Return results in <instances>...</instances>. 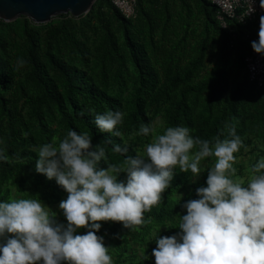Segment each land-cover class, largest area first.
<instances>
[{
    "label": "trees",
    "instance_id": "16d2710c",
    "mask_svg": "<svg viewBox=\"0 0 264 264\" xmlns=\"http://www.w3.org/2000/svg\"><path fill=\"white\" fill-rule=\"evenodd\" d=\"M136 14L125 19L111 0H96L78 18L60 14L40 25L25 16L0 20V150L8 157L0 160V202L38 194L66 224L59 203L67 193L35 171L36 149L69 130L87 132L93 146L106 150L103 168L124 158L113 145L127 146L129 156L143 155L152 136L138 135L139 127L158 118L159 132L187 126L202 139L234 124L245 145L240 151L249 154L246 168L234 166L235 178L244 169L249 178L250 166L264 157V82L250 81L245 67L259 26L230 20L221 28L207 0H137ZM17 57L27 62L19 71ZM109 110L126 113L119 137L95 126V115ZM203 162L212 167L215 158ZM207 169L193 177L177 168L162 203L145 213L151 224L125 229L99 222L96 235L110 248L113 264H155L156 234L179 231L177 215H185L182 205L206 187Z\"/></svg>",
    "mask_w": 264,
    "mask_h": 264
},
{
    "label": "clouds",
    "instance_id": "9594fccd",
    "mask_svg": "<svg viewBox=\"0 0 264 264\" xmlns=\"http://www.w3.org/2000/svg\"><path fill=\"white\" fill-rule=\"evenodd\" d=\"M252 2L247 14L255 10ZM259 7L264 10V0ZM251 48L264 55V16ZM26 63L17 57L14 70ZM125 115L109 110L96 114L94 123L100 132L119 137L116 129ZM158 122L139 127L138 135L152 136L143 155L129 156L127 146L113 145L112 152L124 158L103 168L99 165L107 160L106 150L93 146L87 132L69 130L39 146L35 171L55 179L67 193L59 203L67 223H59L38 194L25 192L0 202V239L5 240L0 264H113L110 248L96 235L99 222H119L125 229L151 224L145 213L162 203L175 170L198 177L201 162L210 157L215 163L207 169L206 187L197 188L198 198L182 205L185 215H177L179 231L156 234L155 264H264V157L250 166L247 180L237 179L235 154L245 145L234 124L226 122L215 137L202 139L187 126H166L159 132ZM7 159L0 150V160ZM121 173L125 181L118 180ZM82 228L86 233L76 234Z\"/></svg>",
    "mask_w": 264,
    "mask_h": 264
},
{
    "label": "built area",
    "instance_id": "2783aa9c",
    "mask_svg": "<svg viewBox=\"0 0 264 264\" xmlns=\"http://www.w3.org/2000/svg\"><path fill=\"white\" fill-rule=\"evenodd\" d=\"M216 9V19L221 28H227V22L234 20L240 25L255 23L259 26V19L264 16V10L259 7L260 0H253L252 7L255 9L251 14H247L249 0H207ZM137 0H111L112 5L119 11L125 19L136 18ZM258 41V35L254 38ZM245 67L250 81L255 82L259 87L264 82V57L256 54L253 50L245 58Z\"/></svg>",
    "mask_w": 264,
    "mask_h": 264
},
{
    "label": "water",
    "instance_id": "95a60500",
    "mask_svg": "<svg viewBox=\"0 0 264 264\" xmlns=\"http://www.w3.org/2000/svg\"><path fill=\"white\" fill-rule=\"evenodd\" d=\"M96 0H0V20L12 22L21 16L34 24H46L60 14L74 18L86 15Z\"/></svg>",
    "mask_w": 264,
    "mask_h": 264
},
{
    "label": "rangeland",
    "instance_id": "374dc122",
    "mask_svg": "<svg viewBox=\"0 0 264 264\" xmlns=\"http://www.w3.org/2000/svg\"><path fill=\"white\" fill-rule=\"evenodd\" d=\"M157 121H159L158 123H156V128L157 129H159V128H161L162 127V121H161V119H156V120H154L153 121V123H155V122H157ZM242 154L243 156H239L238 154ZM251 154H253V153H251ZM236 156H237V162L234 164V166L235 167H237L238 165H243V167L244 168H246L247 166H248V160H249V154H247L245 151H240V152H238V153H236L235 154ZM209 169V168H211L207 163H205V162H201V169ZM247 170H243V172H242V174L239 176V178L238 179H241V180H244V179H246L247 178V176H248V174H247V172H246ZM57 207H54L53 209H56ZM51 209V208H50Z\"/></svg>",
    "mask_w": 264,
    "mask_h": 264
}]
</instances>
